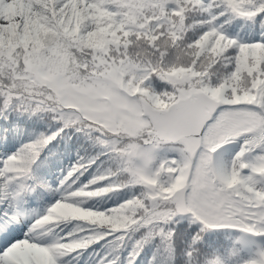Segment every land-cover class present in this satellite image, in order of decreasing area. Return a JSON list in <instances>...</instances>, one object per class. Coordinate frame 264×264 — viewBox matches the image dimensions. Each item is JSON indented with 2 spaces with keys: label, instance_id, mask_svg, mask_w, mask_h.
<instances>
[{
  "label": "snow or ice",
  "instance_id": "obj_1",
  "mask_svg": "<svg viewBox=\"0 0 264 264\" xmlns=\"http://www.w3.org/2000/svg\"><path fill=\"white\" fill-rule=\"evenodd\" d=\"M0 264H264V0H0Z\"/></svg>",
  "mask_w": 264,
  "mask_h": 264
}]
</instances>
